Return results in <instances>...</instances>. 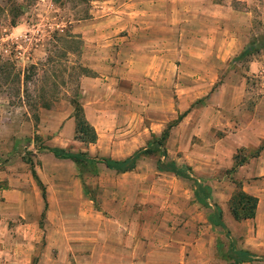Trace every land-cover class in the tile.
Returning <instances> with one entry per match:
<instances>
[{
  "label": "rangeland",
  "instance_id": "obj_1",
  "mask_svg": "<svg viewBox=\"0 0 264 264\" xmlns=\"http://www.w3.org/2000/svg\"><path fill=\"white\" fill-rule=\"evenodd\" d=\"M94 1L97 0H0V194L2 190L9 193L21 190L29 195L28 199L14 201L4 208L0 197V264H104L102 253L107 229L116 226H107L103 218L110 213L108 201L115 193V198L124 203L121 215L124 223L126 220L124 229L135 231L138 244L135 264H180V258L188 260V264H231L229 257L236 258V251L241 249L225 226L227 236L213 223L212 215L217 210L216 205L210 204L209 187L217 194L226 195L222 181L233 192L232 166L209 177L203 168L212 162V154L195 153L189 158L199 170H193L192 165L182 160L187 155L176 151V141L183 135L186 138L205 113L212 115L208 136L204 140L194 137L192 143L212 146L213 139L235 130L243 123V115L253 112L256 103L264 98V73L245 76L242 102L227 111L205 112L204 108L193 107L202 99L195 100L194 105H180L177 97L182 93L175 89L156 92L159 101L164 98L168 101L171 97L170 105L90 106L89 97L80 101L79 81L96 74L84 65V41L71 32V24L92 18L96 10V4L91 3ZM252 1L254 23H258V0ZM18 25L25 28L14 35L12 28ZM85 31L91 33L90 26ZM250 44H253L250 51L258 50L264 45V33L257 29ZM247 58L246 55L236 61L244 67ZM79 67L89 71L86 76ZM76 92H79L84 118L94 129L96 138L99 135L105 144L107 139L110 141L108 137L112 141L124 135L133 150L130 154L126 153L128 150L123 151L128 156L144 148L151 135L158 136L185 110H193L194 117L188 124L180 125V118L170 129L164 149L166 159L178 167H188L190 178L208 188L209 197L198 192L197 197L202 201L198 200L194 183L156 170V153L138 159L133 170L124 175L100 169L97 172L96 165L92 172L84 162L76 166L72 161L54 159L42 148L57 147L85 153L90 158L103 157L96 151V139L90 144L74 137L71 101ZM256 109L264 114V104ZM222 116H226L225 120ZM223 146L215 155L222 165L229 160ZM261 146L264 140L256 147L237 149L231 156L232 165L234 156L242 159L243 165L257 155ZM31 170L42 182L45 206ZM75 178L80 185V201L75 200L76 192L69 181ZM58 180L64 185L63 193L58 190ZM112 183L117 184L112 186ZM236 183L241 186L240 182ZM132 198L135 202L131 207L128 200ZM3 212L15 218L3 223ZM132 214L133 227L129 218ZM181 241H188L193 251L188 246L180 256ZM123 244L128 245L130 241Z\"/></svg>",
  "mask_w": 264,
  "mask_h": 264
},
{
  "label": "crops",
  "instance_id": "obj_2",
  "mask_svg": "<svg viewBox=\"0 0 264 264\" xmlns=\"http://www.w3.org/2000/svg\"><path fill=\"white\" fill-rule=\"evenodd\" d=\"M100 1L91 2L96 4L92 18L71 24V32L84 41V65L96 74L79 81L80 101L84 102L89 97L90 106L170 105L171 97L168 101L167 98L159 101L157 98L160 96L156 92H172L175 89L182 93L177 97L180 105H194L195 100L202 99L193 107L204 108L205 112L211 109L227 111L242 102L245 76L264 73V45L256 51H250L256 30L264 33V0H258V23H254L252 0ZM88 26L91 33L85 31ZM24 28L21 25L12 28L13 34L21 33ZM246 49L249 50L246 54L248 58L245 66L241 67L236 60L241 58L240 53ZM261 99L253 112L243 115L241 125L223 137L213 139L212 146L204 147L201 142L192 143L194 137L204 140L208 136L207 128L212 115L203 114L198 119L199 124L187 133L186 138L183 135L179 137L181 140L176 141V151L187 155L182 158L183 162L192 165L193 170H199L189 157L195 153H210L212 162L203 168L209 177L229 169L232 166L231 156L237 149L256 147L264 140V114L256 112V108L264 104V98ZM185 111L180 125L188 124L194 117L193 110ZM225 118L222 116L223 120ZM124 137L122 135L112 141L108 137L110 141L107 139L103 144V139L98 135L96 151L105 158L122 160L133 151L131 142ZM222 144L223 151L229 155V160L223 165L215 156L221 152L218 148ZM125 150H128V154H123ZM96 167L97 172L99 169L114 172L101 163H97ZM118 174L124 175L126 172ZM37 178L41 182L40 177ZM60 180L57 186L63 193L64 185ZM69 181L76 192L75 200L80 201V185L76 178ZM197 181L200 182L199 179ZM232 181L240 182L242 192L256 198L253 218L240 221L233 219L227 209L233 189L222 181L220 183L225 186L226 195L217 194L209 187L210 204L220 208L222 222L237 248L254 255L251 261L240 264H264V146L258 149L256 156L233 169ZM115 184L112 183V186ZM231 184L234 185L233 182ZM9 192L2 190L0 194L3 208L14 201L22 202V199L29 198L21 190ZM116 196L117 193L108 201L110 213L103 218L107 226L115 225L116 228L107 229L109 233H106L108 237L102 258L104 264H135L133 259L138 248L134 239L135 231L124 229L127 228L126 220L124 223L121 218L124 203ZM134 202V198L128 200L131 207ZM3 214V223L15 218L8 212ZM129 218L132 219L130 224L133 227L134 214ZM212 229L215 231V228ZM124 241H130V244L124 245ZM188 246L193 251L194 247L188 241L180 242V256L184 250H188ZM187 261L180 258L178 262L188 264Z\"/></svg>",
  "mask_w": 264,
  "mask_h": 264
},
{
  "label": "trees",
  "instance_id": "obj_3",
  "mask_svg": "<svg viewBox=\"0 0 264 264\" xmlns=\"http://www.w3.org/2000/svg\"><path fill=\"white\" fill-rule=\"evenodd\" d=\"M12 26L14 25L12 24ZM246 54H247V49L242 51L239 57L246 56ZM80 69L83 72L82 75H85L87 74V72H89L85 68H80ZM71 103L73 107L74 134H75L74 137L84 143H90V144L94 143L96 139V135H95V132L92 126H90L84 118L82 108L79 104V92H76L75 99H72ZM185 112L182 113L180 117L177 118L176 120L170 121L162 129V131L160 132L158 136L151 135L150 140L147 141L146 146L144 148L136 150L130 156L122 160H112V159L105 158V157L90 158L85 153H81V152L72 153V152L65 151L61 148H57V147H53V148L43 147L42 149L46 150L47 152L52 154V156H54L57 159L70 160L76 166L84 162L87 165H89L88 167L91 169L92 172L95 171V165L97 163H101L106 168L110 170H114L119 173L133 170L138 159L149 156V155H153L156 153L157 154V158L155 159L156 170L171 173L173 176L181 177L183 179L189 180L192 183H194L195 185L194 195L196 196L198 200L200 199V201H202L201 200L202 198L201 197L198 198L197 194L198 192H200L204 196L206 195L205 197H209L208 188L203 185H200L199 183L193 181L192 178H190V175L187 173V171L189 170L188 167H178L172 161L166 159L167 156H166V152L164 149V143L168 137V133L170 129L177 124V122L185 114ZM160 158H162V160ZM233 160H234V163L232 165V170L235 167L242 165L243 163V160L242 159L238 160L237 156H234ZM31 175L36 181V185L38 186L40 190L41 199L45 206L46 203H45L44 188L42 184L39 182L38 178L35 176V173L33 172V170H31ZM233 184H234V191L232 192L227 202L228 210L231 216L236 221L253 218L255 206H256V198L249 196L245 194L244 192H242L238 183L234 182ZM214 209L217 210V212L216 213L214 212V214L212 215L215 221L213 223L217 225L218 227H220V229L225 232V236H227L228 233L221 221V214H220L219 208L217 206H214ZM235 255H236V258L229 257L231 264H240L243 262L251 261L252 260L251 258L254 256L245 250H238L236 251Z\"/></svg>",
  "mask_w": 264,
  "mask_h": 264
}]
</instances>
